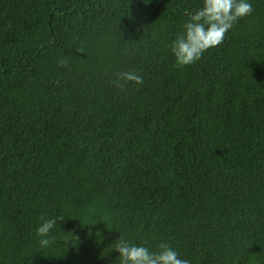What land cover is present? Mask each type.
Here are the masks:
<instances>
[{
	"label": "trees",
	"instance_id": "16d2710c",
	"mask_svg": "<svg viewBox=\"0 0 264 264\" xmlns=\"http://www.w3.org/2000/svg\"><path fill=\"white\" fill-rule=\"evenodd\" d=\"M201 3L0 0V264H113L119 233L264 264V0L176 67ZM129 70L143 84L116 87ZM42 214L65 216L43 250Z\"/></svg>",
	"mask_w": 264,
	"mask_h": 264
},
{
	"label": "clouds",
	"instance_id": "9594fccd",
	"mask_svg": "<svg viewBox=\"0 0 264 264\" xmlns=\"http://www.w3.org/2000/svg\"><path fill=\"white\" fill-rule=\"evenodd\" d=\"M252 12L251 0H202L201 6L188 14L181 31L170 43L175 66L182 68L199 61L209 49L222 44L229 30L241 18ZM59 63L63 65L65 61L60 60ZM129 82L140 86L144 78L137 71L129 70L119 72L112 81L118 88H123ZM64 220L65 216L61 215L42 214L38 218L34 234L40 249L50 248L58 242L55 230H61L58 221ZM97 220L107 223L105 218L84 225H95ZM71 233V237L63 238V243L67 247L69 245L75 247L79 244V237ZM109 245L111 252L117 253L113 264H191L189 260L181 258L179 252L167 242H161L157 250H152L144 244L132 242L119 233Z\"/></svg>",
	"mask_w": 264,
	"mask_h": 264
}]
</instances>
